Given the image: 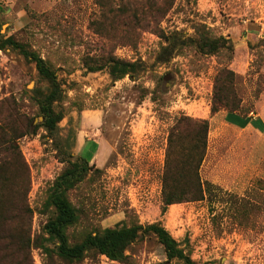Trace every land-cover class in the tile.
<instances>
[{
  "label": "rangeland",
  "instance_id": "obj_1",
  "mask_svg": "<svg viewBox=\"0 0 264 264\" xmlns=\"http://www.w3.org/2000/svg\"><path fill=\"white\" fill-rule=\"evenodd\" d=\"M0 23L3 36L12 35L53 65L65 92L59 137L66 151L83 155L91 166L68 193L79 214L67 230L71 241L117 224L160 221L197 264H264V134L212 121L199 170L211 193L201 201L171 204L161 214L168 131L182 113L208 115L219 69L236 73L228 101H234L235 91L236 102L242 101L239 114H261L264 0H176L161 21L165 33L193 37L202 23L209 36L230 38L232 49L203 54L187 44L165 64L155 62L165 43L158 33L124 26L111 13L103 14L96 0H0ZM109 52L140 59L146 72L113 81L107 68L85 66L84 60ZM164 72L170 79L160 81L158 90ZM45 86L35 64L18 50H0V118L7 121V135H22L15 141L18 159L5 155L0 205L13 208L7 221L16 239L28 229L30 248L15 244L24 249L25 264H181L167 260L153 236L134 242L126 262L93 251L75 262L57 256L43 230L54 209L44 202L68 155L56 150L45 130L34 132L43 117L33 90ZM29 121L27 132L19 134ZM23 204L28 214L20 210ZM24 222L28 226L19 230Z\"/></svg>",
  "mask_w": 264,
  "mask_h": 264
},
{
  "label": "trees",
  "instance_id": "obj_2",
  "mask_svg": "<svg viewBox=\"0 0 264 264\" xmlns=\"http://www.w3.org/2000/svg\"><path fill=\"white\" fill-rule=\"evenodd\" d=\"M175 2L176 0H116V2L114 0H96L103 14L111 13L112 18H117L124 26H132L140 30L151 29L159 34L165 43L156 54L155 62L157 64L167 63L176 52H179L187 44L193 45L203 54H214L222 48L232 49L230 38L209 36L202 23L195 25L196 35L193 37H186L180 31L165 33L160 24L171 11ZM113 3H115L114 7H112ZM6 47L18 50L27 61L34 63L39 78L46 84L45 88L40 87L33 90V99L37 105L38 113L43 117V121L37 124L34 132L39 128L45 130L46 136L52 138L56 150L68 155L66 165L49 187L44 202L54 209L53 216L44 224L43 230L47 234V240L54 244L57 256L64 261L75 262L83 260L87 253L93 251L110 260L126 262L128 258L126 251L134 242L146 236H153L163 246L167 260H175L181 264H197L160 221L147 224H117L95 233L87 232L79 240H70L67 230L77 222L79 214L77 208L69 200L68 193L85 180L90 173L91 166L83 155L73 157L68 150L66 151L67 144L59 137L58 126L65 116L60 105L65 98V92L53 65L37 51L18 42L12 35L5 37L0 32V50H4ZM84 64L89 71L107 68L113 81L120 80L125 76L139 78L147 70L144 62L140 59L127 61L115 57L111 52L102 54L97 59H86ZM169 74V72H164L158 76L156 87L158 90H162L160 81L170 79ZM235 76V71L227 67L219 69L216 73L210 115H214L220 110L239 114L242 101L236 102L235 91L231 96L234 101L231 103L228 101L229 84L232 85ZM242 116L246 117V115ZM0 120L1 191L2 170L7 163L5 155L9 153L15 160L18 159L17 155L20 153L15 141L22 135H7L4 128L7 121L4 117ZM29 124L30 121L19 134L26 133ZM17 127L19 126L13 128ZM12 132L15 130L12 129ZM208 133L209 120L207 118H194L184 113L180 114L170 127L162 174V215L169 205L201 201L209 191L199 174L206 155ZM209 186L211 187L207 184V187ZM210 193L211 191H209ZM12 210L13 208L0 205V264H25V260L22 259L26 257L24 249H18L15 244L19 241L30 248V235L28 229H25L28 222L19 225V230H25L19 235V239H16L13 229L9 228L10 222L7 221ZM20 210L27 214L30 212L29 207L25 204L21 206ZM204 264L214 263L205 262Z\"/></svg>",
  "mask_w": 264,
  "mask_h": 264
},
{
  "label": "crops",
  "instance_id": "obj_3",
  "mask_svg": "<svg viewBox=\"0 0 264 264\" xmlns=\"http://www.w3.org/2000/svg\"><path fill=\"white\" fill-rule=\"evenodd\" d=\"M260 106L262 110L260 111L261 114L251 116V118L250 116L244 118L237 113H230L225 110H220L214 115H210V109L208 111V115H199V117L207 118L209 120V125L212 124V121H219L222 119L226 125L232 126L236 129H240L243 132H249V134L251 133L259 135L264 134V99L261 102Z\"/></svg>",
  "mask_w": 264,
  "mask_h": 264
}]
</instances>
